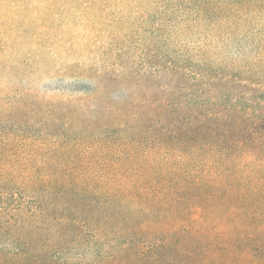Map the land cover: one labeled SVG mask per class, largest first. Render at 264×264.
Returning a JSON list of instances; mask_svg holds the SVG:
<instances>
[{"label": "trees", "instance_id": "1", "mask_svg": "<svg viewBox=\"0 0 264 264\" xmlns=\"http://www.w3.org/2000/svg\"><path fill=\"white\" fill-rule=\"evenodd\" d=\"M120 1L0 0V264H264V68L160 42L264 0Z\"/></svg>", "mask_w": 264, "mask_h": 264}, {"label": "rangeland", "instance_id": "2", "mask_svg": "<svg viewBox=\"0 0 264 264\" xmlns=\"http://www.w3.org/2000/svg\"><path fill=\"white\" fill-rule=\"evenodd\" d=\"M109 11H111L116 25L125 22V18L120 19L121 16H125V9L120 0L113 3ZM67 14L68 12L63 11L61 16L68 17ZM81 16L75 11L70 21L80 19ZM242 26L240 23L235 25L234 34L228 35L229 25L217 28L202 26L189 30V28H185V24L168 22L165 23L163 34L160 37L161 49L175 57L188 55L195 58L200 53L199 51H203L210 56L209 60L215 68L225 71L235 68L261 73L264 68L262 52L264 41L262 42L260 39H264V18L252 21L247 29Z\"/></svg>", "mask_w": 264, "mask_h": 264}]
</instances>
